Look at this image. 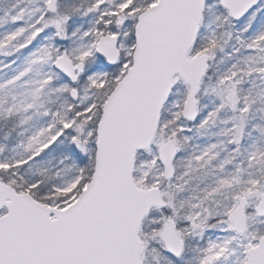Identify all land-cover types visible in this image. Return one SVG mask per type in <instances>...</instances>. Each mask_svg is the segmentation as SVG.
I'll list each match as a JSON object with an SVG mask.
<instances>
[{"label": "snow or ice", "instance_id": "obj_1", "mask_svg": "<svg viewBox=\"0 0 264 264\" xmlns=\"http://www.w3.org/2000/svg\"><path fill=\"white\" fill-rule=\"evenodd\" d=\"M0 264H264V0H0Z\"/></svg>", "mask_w": 264, "mask_h": 264}]
</instances>
